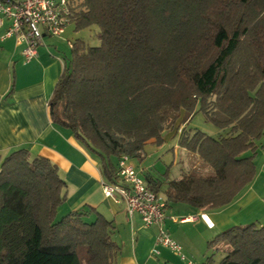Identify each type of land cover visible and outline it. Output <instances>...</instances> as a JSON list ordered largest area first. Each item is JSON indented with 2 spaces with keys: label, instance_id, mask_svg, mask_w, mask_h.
Returning a JSON list of instances; mask_svg holds the SVG:
<instances>
[{
  "label": "trees",
  "instance_id": "1",
  "mask_svg": "<svg viewBox=\"0 0 264 264\" xmlns=\"http://www.w3.org/2000/svg\"><path fill=\"white\" fill-rule=\"evenodd\" d=\"M74 3V30L94 26L99 42L71 41L48 100L51 122L96 158L106 183L118 182L121 155L142 160L169 129L209 170L146 174L147 187L165 184L166 208L227 206L255 177L264 136V0ZM199 112L217 136L190 126ZM58 173L23 147L1 160L0 264H115L111 220L90 207L56 218L67 186ZM206 246L222 250L218 264H264V224L229 226Z\"/></svg>",
  "mask_w": 264,
  "mask_h": 264
},
{
  "label": "crops",
  "instance_id": "2",
  "mask_svg": "<svg viewBox=\"0 0 264 264\" xmlns=\"http://www.w3.org/2000/svg\"><path fill=\"white\" fill-rule=\"evenodd\" d=\"M5 28H0V35ZM75 39L88 43L80 32L74 30L73 23L65 27L61 36L44 35L37 47V56L27 63L23 62L22 45H17L13 37L0 39V162L10 151L23 147L31 157L43 156L55 164L67 185L66 199L57 208V215L86 211L90 207L111 220L114 225L111 238L119 246L115 264H183L187 257L195 256V249L205 245L209 236H215L217 231L230 226L229 214L232 217L233 213L229 210L232 206L234 210L249 208L254 202L264 206V198L258 192L261 188L257 187L260 175L254 177L227 206L197 209L184 203H172L165 208L167 218L164 222L169 235L181 245L186 259L181 260L170 249L155 245L156 227L145 226L137 213L128 217L122 201L115 202L104 196V180L96 158L82 147L70 130L52 123L49 118V96L70 56L67 43ZM165 133L176 137L173 133ZM263 139L264 136L259 146L264 144ZM174 165L179 171L174 177L168 176V180L180 178L187 170L180 161H173ZM255 167L257 175L258 167ZM138 170L144 175L163 179L161 172L155 171L153 166ZM263 171L264 167L258 173ZM201 214L204 220L212 222L211 227L202 220ZM184 217L195 219L179 221ZM94 218L93 212L84 216L86 221ZM152 247L158 249L157 255L151 253ZM188 261L186 264H192Z\"/></svg>",
  "mask_w": 264,
  "mask_h": 264
},
{
  "label": "built area",
  "instance_id": "3",
  "mask_svg": "<svg viewBox=\"0 0 264 264\" xmlns=\"http://www.w3.org/2000/svg\"><path fill=\"white\" fill-rule=\"evenodd\" d=\"M74 6V0H0V28L6 27L0 39L13 37L17 45L23 46V62L27 63L37 56V47L44 35L61 36L64 33L65 27L71 23ZM71 43L68 41L69 47H72ZM116 172L117 183L102 182L104 196L115 202L122 201L128 217L137 213L145 226H155V245L168 248L185 260L181 245L169 235L165 225L164 197L147 187L141 171L133 165L129 156H120ZM200 217L205 219L202 214ZM194 219L184 217L179 221ZM204 221L209 227L213 225L208 220ZM151 253L157 255L159 251L152 247Z\"/></svg>",
  "mask_w": 264,
  "mask_h": 264
},
{
  "label": "rangeland",
  "instance_id": "4",
  "mask_svg": "<svg viewBox=\"0 0 264 264\" xmlns=\"http://www.w3.org/2000/svg\"><path fill=\"white\" fill-rule=\"evenodd\" d=\"M80 34L83 36L85 40H87L88 44L90 45H97L98 44V39H97V30L96 27L91 26L89 28H84L81 30H78ZM202 113H196L194 116H192V120L190 122V126L196 128L197 130H201L206 132L207 134L211 136H217L218 130L214 125H212L209 122H206L204 120V117H202ZM165 132L173 133V131L167 129ZM164 132L163 135H165L163 143L156 145L152 143H148L144 146V152L145 155L142 160H138L136 158H130V161L135 165L137 169H140L141 167H146V166H153L155 171H158V173L161 172L162 178H165L166 176L164 175L167 171V177L168 176H175L179 171L177 169V165L173 166V161H179L182 163L183 168L186 170H191V169H197L202 172H206L209 170L208 167L203 165L201 162H199L198 157L196 154L184 151L181 149L179 146H177V138L176 137H170L167 136L166 133ZM178 132H180V128L178 129ZM264 140V139H263ZM264 142V141H263ZM139 164H141L139 166ZM254 164L257 165L258 170L263 169L264 167V144L258 147L256 154L254 156ZM254 165V166H255ZM257 170V175L255 174V177L259 176V182L257 184L258 189L261 188L258 192L261 194V197L263 196L264 198V171L263 173H258ZM141 175L144 177L145 175L141 173ZM164 190H165V184H163L160 188L159 194L161 196L164 195ZM255 204L252 203V205ZM252 205L248 207H241L237 208L234 210V206L230 208L229 211H231L230 218H229V223L230 226L232 225H246L250 223H255L256 225H263L264 224V206L263 205ZM230 213V212H228ZM227 213V214H228ZM62 216V214L58 213L56 215V218L59 220V218ZM258 221H257V220ZM189 228L190 226L187 225ZM220 232V231H217ZM214 235H211L208 237V240L212 239ZM207 242L205 245H202V247H197L195 249V256L193 257H187L186 261H183V264H186L187 260H190L192 264H205L206 257L211 256V261L208 264H218L219 258L222 257V250H212L207 248Z\"/></svg>",
  "mask_w": 264,
  "mask_h": 264
}]
</instances>
